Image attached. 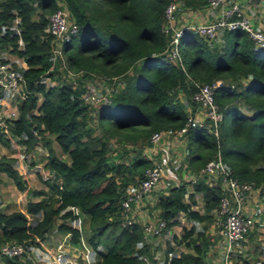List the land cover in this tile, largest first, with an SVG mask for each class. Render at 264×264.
Listing matches in <instances>:
<instances>
[{"label": "trees", "instance_id": "trees-1", "mask_svg": "<svg viewBox=\"0 0 264 264\" xmlns=\"http://www.w3.org/2000/svg\"><path fill=\"white\" fill-rule=\"evenodd\" d=\"M169 1L0 0V48L15 53L27 65L18 117L8 124V130L22 138L20 143L25 148L36 142L31 131L33 124L38 134L45 131L49 137L45 167L60 178V185L47 183L55 197L27 203L25 213L0 209V247L11 242L26 249L40 246L46 234L58 231L63 235L70 233L71 244L80 243L81 232L65 221L83 216L89 232L87 242L93 251H102L97 264H140L139 255L147 253L148 248L136 249L141 237L139 225L120 226L119 203L127 184L139 178L149 164L143 147L149 144L151 133L183 125L185 116L178 92L190 95L195 89L192 81L221 78L235 84L231 90L220 88L216 95L223 116H233L231 126H226L223 117L217 141L203 129H196L190 136V166L196 171L218 150L233 176L251 182L264 193V49H254L251 39L238 28L223 30L208 40L184 33L179 42L184 69L180 68L163 54L167 42L162 31L163 10ZM177 1L183 9L191 10L206 4V0ZM58 6L66 9L68 18L78 26V32L63 45L66 63L72 71L83 72L73 81L66 78L65 83L45 87L38 80L51 64V36L45 26L48 15ZM18 39L22 42L20 47ZM183 53L187 54V61ZM241 77L249 81L240 82ZM95 79L102 90L110 87V102L97 114L101 130L96 135L87 123L88 106L80 96L85 80ZM116 85H122L120 90ZM38 96L41 100L36 113L31 112ZM238 101L249 108L250 115L239 112ZM1 141L10 144L2 136ZM53 141L68 162L52 152ZM114 142L123 146L116 163L109 156ZM130 143L138 146L128 156L126 147ZM15 163V158L0 155V173L10 177L15 188L22 191L25 181L15 170ZM200 180L195 190L205 200L203 215L191 212L182 202L184 184L158 198L157 214L168 221L183 212L195 224L204 221L206 229L213 220L206 212L217 209L221 191L215 184H199ZM29 194L35 197L45 192ZM70 208H76L78 214L74 215ZM194 234L191 228L183 230L182 237ZM204 244L206 239L195 247V254L181 252L171 264H200V247ZM2 258L6 264H24L16 257Z\"/></svg>", "mask_w": 264, "mask_h": 264}, {"label": "built area", "instance_id": "built-area-1", "mask_svg": "<svg viewBox=\"0 0 264 264\" xmlns=\"http://www.w3.org/2000/svg\"><path fill=\"white\" fill-rule=\"evenodd\" d=\"M189 13H196L199 19L195 21L189 20L187 18ZM237 28L247 34L252 41L254 49H264V30L252 24L251 19L244 13L237 0H206L204 7L197 10L183 9L177 0H170L163 10L162 31L167 37L163 54L171 62L184 69L183 58L179 51L180 38L184 33H193L197 37L207 40L216 37L223 30ZM45 31L51 36V64L41 75V81L45 83V80L50 79L51 76L48 73H52L57 69H64L67 76V70L70 73L69 76H74V74L77 76L78 73L82 74V69L70 71L66 63V56H64V43L68 42L78 32L77 24L68 18L66 9L58 6L48 15ZM21 44V40L18 39L17 47ZM6 52L7 49L0 48V136L9 139L10 144H15L20 143L22 138L12 135L8 130V124L18 117V105L14 104V97L17 96L16 99H22L24 96L20 91L24 84L22 68L25 69L26 65L22 66V68L13 66L11 62L4 58ZM61 56H63L62 65L58 62V57ZM56 63H58V66ZM67 79L74 80L70 77H67ZM192 82L195 89L190 93V100L198 107V113L187 115L183 125L178 128L159 129L151 133L149 145L145 149L146 155L149 157L154 156L153 153L156 155L160 149H163L164 153L158 159L151 158L150 163L144 167L141 176L134 183L131 182L122 195L119 203L120 226L122 228L135 225L136 215L133 210L157 188L156 185L161 182L162 178L169 181L171 188H179L183 184L179 180L181 178H178L177 175L180 165L175 159H172V155L169 153L172 148V141L161 142L164 136L174 137V139L176 137L181 138L189 129L200 128L208 135L218 137L219 124L223 120V113L216 101L217 91L220 88L231 90L233 84H228L221 78L213 79L210 82ZM73 86L77 85L73 84ZM82 86L84 91L80 93V96L86 105H105L110 102V87H103L104 89L102 90V85L98 80H85ZM34 110L36 113V109ZM32 128V134L38 140V130L35 125H32ZM14 158L16 159L17 167L15 168L18 174L25 179L28 174V168L24 164L23 155L18 154ZM47 173L48 175L52 174L54 177L53 172L47 171ZM200 179H206L209 187L215 184L220 188L221 196L215 216V224L218 225L216 233L222 239V243L218 246L222 248L220 264H233L231 258L233 251L241 249L245 241L244 236L255 225L260 223V219H262L260 216L264 213V211L257 213L253 211L247 213L245 211L248 208L250 196L257 193L258 188H254L251 182L243 181L233 176L219 154L206 161L186 178L193 184ZM70 210L73 214L77 213L75 208H70ZM157 216L144 222L141 226L139 225L141 237L136 243L137 250L144 249V247L148 248L153 238H159L165 234L168 227L167 224L173 222L174 219L166 221ZM69 222L71 228L78 231L84 230L82 217L69 220ZM69 238L70 233L64 234L62 240H58L52 250L44 247L42 243L40 246H32L28 249L23 247L22 244L5 243L0 247V256L6 258L16 257L22 260L24 264H64L65 262L70 263V259L73 256L77 262L93 264V259L89 262V254L83 251H77L76 256L73 254L68 258L65 253V244ZM176 250V247L166 250L162 258L161 251L140 254V264H171V260L181 253L176 252ZM206 255L201 257L200 264H212V259L207 258Z\"/></svg>", "mask_w": 264, "mask_h": 264}, {"label": "crops", "instance_id": "crops-1", "mask_svg": "<svg viewBox=\"0 0 264 264\" xmlns=\"http://www.w3.org/2000/svg\"><path fill=\"white\" fill-rule=\"evenodd\" d=\"M237 1L240 4V7H242L244 13L246 15H248V17L251 19L252 24L254 26L259 27L260 29L264 30V0H237ZM36 10L39 11V9H36ZM187 16H188L187 18L189 20H192V21L199 19V16H196V13H189ZM34 17H36V15ZM15 20H17V18ZM4 58L6 60H8L9 62H11V64H13L14 66H17L18 68H22V66H25L24 62L15 54L6 52V55ZM178 96L180 97L179 101L182 104V112L184 113L185 118L189 114L194 115V114L198 113V107L190 100V95H187L186 93L181 91V92H178ZM16 97L17 96L14 97V99H15L14 104L16 102V105H18L20 103L21 99H19V98L16 99ZM40 100H41V97L38 96L35 107H32L30 109L31 112H34L35 111L34 109L37 110V105L39 104ZM38 127L41 128L42 125H40ZM168 128H172V127H168ZM175 128H177V127H175ZM165 129H162V130H165ZM196 129H198V128L189 129L187 131V133L181 138L176 137L174 139V137L164 136V139L162 138V140H161V142H168L169 140L172 141V144H171L172 148H171V151L169 150V153L172 155V159H175L178 162V164L180 165L178 170L181 169V172L183 174V178L187 177L188 175H191L193 172H195L192 169V167L190 166L189 160H190V157H192V155H193V153L191 152L193 145H190V141H192L190 136L193 132L196 131ZM42 134L46 138L43 146L41 144L40 139L38 138V140L36 139V142L33 145H31V148H32V146H34V148H38V149L40 147H43V149H46V147L48 148L47 138H49V137H47L45 135L46 134L45 131L42 132ZM202 141L203 140L198 141V142L200 143ZM148 142H149V140H148ZM192 143L197 144L195 141ZM148 145H145L143 147V152L145 153V155H146L145 149ZM10 146L17 148V151H19L20 148H22L21 154L23 155L24 158H25V154H27L29 149H31V148H25L23 146V144H21V143H19V145H16V143L15 144L11 143ZM0 153H8L10 155L15 154L13 152L9 153V150L4 149L1 146H0ZM163 153H164V150L160 149L156 155H155V153H153L154 156L149 157L146 155V158L149 159L148 163H150L151 158H157L158 159L161 157V155ZM45 154L47 156V152ZM61 154L65 155L63 153H61ZM46 156L41 163L42 164L41 169H40L41 171H38L39 173H36V174H33L34 170H33L32 166H28V164H25V162H24V164L27 167H29L28 169H30V171H31L26 175V177H25L26 181L31 182L36 178V180L38 179V181L43 182L46 185V187H47V183H51V182L53 183L52 179L48 176L47 168L44 166V163L46 162V159H47ZM59 158L67 161V156H66V158H61V157H59ZM36 164L39 166L40 162L35 163V165ZM37 170H39V169H37ZM43 170H45V172H42ZM168 171H169V168H168ZM180 176L181 175L179 174V177ZM5 178H6L5 174L0 173V209L6 213L13 212V211H20L22 213H25V208L21 209V210L18 209L19 208L18 203L23 201V199L27 200L26 204L29 201H31L32 197H34V196H31L29 194V192L31 190H29L27 188L26 191H23V190L20 191V190H17L15 188V185L12 184L13 188L15 190V194L10 193V192H9V194H4L3 198H4L5 202H3L2 194L6 193V192H4V191H7L6 190V183H8L10 181L9 179H7V178L5 179ZM137 179L138 178H135V181ZM55 180H56V178H55ZM134 182H132V183H134ZM130 184L131 183L127 184L126 189L129 187ZM9 185L10 184H8V187H9ZM206 187H208V185H206ZM9 188H11V190L13 191L12 187H9ZM163 188L164 187H162V183L161 182L158 183V188L154 189L152 191V193H150L147 197H145L142 200V202L139 204V206L133 210L134 214L136 215L135 216V222H136L135 224L141 226V224H143L144 222H146L149 219V217L152 213H158V210L155 207L156 203L158 201V198L162 195H167L168 191L170 190V189L169 190H163L162 193H161V191H160V193L157 192V191H159L158 189H163ZM8 190L10 191V189H8ZM185 190H186V188H185ZM38 191H42V190H38ZM42 192H45V195H49V196L44 197L43 195H40V196H35V197H41V198H39V200L40 199H48L49 197H55V196H52L51 194H49L48 192H46L45 190H43ZM186 192L187 191H185V195L182 199V202L185 203L187 206H189V209H190V203H194V197L197 194L196 193H190L189 195H187ZM257 193H260L259 188L257 189ZM257 193H254L250 196L248 203L250 202V200H252L253 198L256 197ZM201 197H202L201 208L195 207L194 210L197 211L199 214H201V213L204 214L205 211H204L203 206H204L205 200H204L202 194H201ZM11 198H13L12 201H11ZM14 206L17 208V210L6 211V207L12 208ZM254 207H257V204L254 206H251L249 203L248 208L245 211L247 213H251V211H253ZM191 208H193V206ZM206 215L213 217V220L211 221L210 224L207 225V228L204 229L205 222L201 221L202 222V225H201L200 224L201 222H198L195 224V223H193V221L189 220L191 222L189 224V222L187 221L188 219L182 221V219L184 218L183 214H181V213L176 214L174 219H173V224L170 225L169 227H167L166 233L163 234L161 237L153 238L150 241V243L148 245V252H150V253L155 252L156 253L157 251H161V258H162V256L164 255V253L166 251L165 245H164L166 242H167V244H171L172 248H174L175 244H173V240L180 239L182 234H183V230L188 231L191 228H194V231L196 232V227H199L200 231H204L206 233V236H209L207 244H204V247H203V250L205 251L204 255H206V253H207L206 257L212 259V264H220V256H221L222 248L218 247V246L222 243V239L216 233V231L218 230V225L215 224V221H216L215 214H211L210 212H206ZM154 216H156V215H154ZM146 217H148V219H145ZM80 238L83 239V235ZM261 239H262L261 237H258L257 239L255 237L245 238V241L243 242L241 249L238 250L235 254L233 251V253L231 255L233 264H241L240 261H237V262L235 261L236 257H239V255L237 254L238 252L244 257L249 256V258L253 259V262H251V260H249L248 264H255L254 259H257V260H260L261 258L264 259V243L263 242H260V245L263 247V254H257V253H259L258 251H256V253L252 252L255 248L260 249L259 244H258V242H256V240L261 241ZM48 241H49V239L47 241H45L44 243H42L44 247H48ZM83 242H84V240H83ZM77 244H79V246L85 247V245H82V241L80 243H77ZM176 248H179V247H176ZM180 250L183 251L181 248H180ZM242 260L244 261V259H242ZM262 261L264 262V260H262ZM0 264H1V262H0ZM2 264H5V263L2 262Z\"/></svg>", "mask_w": 264, "mask_h": 264}, {"label": "rangeland", "instance_id": "rangeland-1", "mask_svg": "<svg viewBox=\"0 0 264 264\" xmlns=\"http://www.w3.org/2000/svg\"><path fill=\"white\" fill-rule=\"evenodd\" d=\"M15 22H13V25H15L16 23H17V21L16 20H14ZM183 55H184V59L187 61L188 60V57H187V54L186 53H183ZM64 56H66L65 54H64ZM59 58V60H58V62H59V64L60 65H62V63H61V61H62V59H63V56H61V57H58ZM69 69H70V67H69ZM45 71V70H44ZM44 71H43V73H44ZM70 71H72L71 69H70ZM67 73H68V76H67V74H66V72H65V70L63 69V70H54L52 73H51V76H53V78H51V76H50V79H46L45 80V83L46 84H58V83H60V82H63L64 80H66V78L67 77H70L71 79H74L76 76H75V74H74V76H69L70 75V73L68 72V70H67ZM79 75H81V73H78L77 74V76H79ZM240 80V82H247V81H249V79L248 78H243V77H241V78H239ZM52 80H56V81H52ZM224 82H228V81H230V80H224V79H222ZM117 81H120L119 79H117ZM116 81V82H117ZM231 82V81H230ZM233 82V81H232ZM233 84H235V82H233ZM114 87H115V85H114ZM116 87L120 90V87H122V85H119V86H117L116 85ZM235 88H236V86H235ZM18 101V100H17ZM236 102V101H235ZM11 103V102H10ZM82 103L84 104L85 102L82 100ZM237 103V102H236ZM15 104H16V102H15ZM86 104V103H85ZM88 106V108H87V110H88V114H89V117L87 118V123H88V125L93 129L92 130V134H94V135H96V134H99L100 133V126L99 125H97V114L98 113H102V109L103 108H101L103 105L102 104H98V105H87ZM238 110H239V112L240 113H242V114H244V115H250V111H249V108L247 107V106H243L242 104H241V102H239L238 101ZM250 112V113H249ZM224 123L226 124V126L227 127H230L231 125V122H232V119H233V116H232V114L231 113H227V114H225L224 116ZM39 135V139H40V141H41V144H42V146H43V144H44V142H45V136L43 135V134H38ZM210 136H213V137H215L214 135H210ZM218 136H219V130H218ZM215 140L217 141L218 140V137H215ZM112 141H113V139L112 138H109L108 139V142H110V143H112ZM50 142H51V139H50ZM54 142V141H53ZM136 143H130L126 148L128 149V156H130V154H129V152H132V150L133 149H136L137 148V144H136V147L134 146ZM16 145H19V143H16ZM0 146L2 147V148H4V149H7V150H9V153L10 152H13V153H15V154H13V155H10V154H8V153H4L5 155H8V156H10V157H13L14 158V156L15 155H18V154H21L22 153V148H20V150L19 151H17V148H15V147H11L10 146V144L8 143V141H7V143H3V141H1L0 142ZM123 146L120 144V143H118V142H114L113 144H112V149L109 151V156H111V157H113V158H111V162L112 163H116V160H118V155L120 156L121 155V152H122V150H121V148H122ZM52 149H54V150H52V152L56 155V156H58V157H61V158H66V156L65 155H62L61 154V152L58 150V148L55 146V142L53 143V146H52ZM47 152V147H46V149H43V147H40L39 149L38 148H34V146H32V148L31 149H29V151L27 152V154H25V158H24V162H25V164H28V166H32V168H33V170H34V172H33V174H36V173H39L38 171H41L40 169H41V166H42V161H43V159L45 158V156H46V153ZM1 154V153H0ZM217 154H219L220 155V153H219V151L217 150L216 151V154L212 157V158H214ZM2 155V154H1ZM221 157V156H220ZM212 158H210V159H212ZM209 159V160H210ZM40 162V164H39V166L36 164L35 165V163H39ZM66 162H68V159H67V161ZM124 163L126 164V162L124 161ZM34 164V165H33ZM13 166H15V167H17V164L15 163ZM44 166H45V163H44ZM27 167V166H26ZM27 168H29V167H27ZM37 169H39V170H37ZM17 171V170H16ZM28 171V173L29 172H31L30 171V169H28L27 170ZM42 172H45V170H43ZM179 174L181 175L180 176V178L181 179H179L181 182H183V184H184V192H185V188H186V193H187V195H189L190 193H196L197 195L194 197V203H190V211L191 212H197V211H195L194 210V208L196 207V208H201V205H202V197H201V194L202 193H200L199 191H197V190H195V187H197V183H194L193 184V182H191L190 180H186V178L187 177H184L183 178V174H182V172H181V169L180 170H178L177 171V175H178V178H179ZM42 175V174H41ZM51 179H53V175L52 174H49L48 175ZM5 177L7 178V179H9L10 181L8 182V183H6V190L7 191H4V192H6V193H3L2 194V199H3V202H5L4 201V194H9V192L10 193H14L15 194V190H14V188H13V185H14V183L11 181V178L10 177H8V176H6L5 175ZM5 178V179H6ZM23 179V178H22ZM33 179V178H32ZM24 181H25V189L23 190V191H26L27 190V188L29 189V190H31V191H38V190H45L46 192H48L49 194H52L51 192H50V190L46 187V185L43 183V182H41V181H38V179L36 180V178L33 180V181H31V182H29V181H26V179H23ZM7 181V180H6ZM160 182V181H159ZM161 183H162V187H164L163 189H158L159 191H157L158 193H160V191H161V193H162V191L163 190H169V189H171V187H170V183H169V181L168 180H166L165 178H162L161 179ZM187 183V184H186ZM8 184H10L9 185V187H12L13 188V191L11 190V188H9L8 187ZM13 184V185H12ZM199 184H201V185H208V182H207V180L206 179H201L200 180V182H199ZM182 185V184H181ZM156 187L158 188V185H156ZM208 187H209V185H208ZM10 189V191L8 190V189ZM44 197H48L49 195H43ZM39 198H41V197H32V199H31V201H29V202H36V201H38L39 200ZM51 198H53V197H49L48 199H46V200H49V199H51ZM12 199L13 198H11V201H12ZM9 202V201H8ZM26 202H27V200H25V199H23V201H21V202H19L18 203V206H19V210H21V209H24V208H26ZM28 202V203H29ZM47 202H49V201H47ZM258 202V203H257ZM250 205L251 206H254V205H256L257 204V207H254V209H253V212L254 213H257V212H262V211H264V193H257L256 194V197L255 198H253L252 200H250ZM249 203H248V205H249ZM11 204V203H10ZM10 206V205H9ZM193 206V208H191ZM10 210H17V208L14 206V207H12V208H8V207H6V211H10ZM198 213V212H197ZM210 213L211 214H215V216H216V210H214V209H212L211 211H210ZM78 214V212L75 214V215H77ZM181 214H183V216H184V218L182 219V221L183 220H186L187 219V216L185 215V213H183V212H181ZM199 214V213H198ZM154 215H158L157 213H152L151 215H150V217H149V219H148V217H146L145 219H148L147 221H149V220H152V219H154L156 216H154ZM199 215H203V213H201V214H199ZM78 217H82V219H83V223H84V230H82V231H80L81 232V234L83 235V239L82 238H80V242L82 241V245H85V247H83L82 246V248H80L79 247V244H71L70 243V241H69V239L66 241V247H65V253H66V255L68 256V258L70 257V256H72L73 254L76 256V252L77 251H83V252H87L88 254H89V262H91V260H92V252H93V249H92V246H91V244H89L87 241H88V236H89V232H88V228H87V223L86 222H84V218H83V216H78ZM158 218H160V216H157ZM260 218H262V219H260V223L259 224H257V225H255V227L251 230V231H249L245 236H244V238H252V237H255L256 239L258 238V237H261L262 239H261V241H257L256 240V242H258V244H259V247H260V249L259 248H255L252 252H255L256 253V251H258L259 253H257V254H263V247L260 245V242H263L264 243V213H263V215L262 216H260ZM60 220V219H59ZM59 220H57V222H60ZM146 221V222H147ZM188 222H189V224L191 223L189 220H187ZM202 222H204V221H202ZM202 222L200 223L201 225H202ZM65 223H67V225L69 226L70 225V222L68 221V220H66L65 221ZM56 227V226H55ZM53 228V229H55L56 230V228ZM55 232H57V231H55ZM59 233H57V235L56 234H54V233H51V237L49 238V241H48V249H51V247H52V245H53V243L56 241V239H58L59 241H61L62 240V238L64 237V235L62 234V232H60V231H58ZM200 232H202V233H200ZM180 233V232H179ZM202 234V235H198V234ZM206 239V244H207V242H208V239H209V236H206V233L204 232V231H200V228L199 227H196V232H195V234H194V236H190V237H182L181 236V238L180 239H177V240H173V244H175V247H179V248H177V250H176V252H182V253H189V254H195L196 253V249H195V247L196 246H200V244L202 243V241L203 240H205ZM83 240H84V242H83ZM165 245V249L166 250H170L171 248H172V245L171 244H167V242L164 244ZM202 247H204V245L202 246ZM202 247H200V253H201V255H204L205 254V251L203 250V248ZM99 248V247H98ZM101 248V247H100ZM180 248L184 251H181L180 250ZM90 249V250H89ZM238 250H235L234 251V254L237 252ZM262 251V252H261ZM238 255H239V257H236V262L237 261H240V263L242 264L243 262V264H248V261L249 260H251V262H253V259H251V258H249V256H247V257H244V256H242L239 252L237 253ZM244 259V261L242 260V259ZM241 259V260H240ZM255 261V264H262L263 263V261L262 260H264V259H260V260H257V259H254ZM5 261L6 260H4V258H2L1 256H0V262H1V264H2V262L3 263H5ZM22 261V260H21ZM6 264V263H5ZM64 264H83L82 262H77V260L72 256L71 257V259H70V263H67V262H65Z\"/></svg>", "mask_w": 264, "mask_h": 264}, {"label": "clouds", "instance_id": "clouds-1", "mask_svg": "<svg viewBox=\"0 0 264 264\" xmlns=\"http://www.w3.org/2000/svg\"><path fill=\"white\" fill-rule=\"evenodd\" d=\"M218 35H219V34H218ZM218 35H217V36H218ZM217 36H216V37H217ZM214 38H215V37H214ZM211 39H213V38H211ZM207 40H208V39H207ZM17 44H18V42H17ZM21 45H22V44H21ZM21 45H20V46H21ZM20 46H19V47H20ZM7 52H8V53H12V52H10L8 49H7ZM12 54H15V53H12ZM15 55H16V54H15ZM18 57H19V56H18ZM19 58H20V57H19ZM20 59H21V58H20ZM21 60H22V59H21ZM24 64H25V63H24ZM25 65H26V64H25ZM13 66H14V65H13ZM15 67H17V66H15ZM26 67H27V65H26ZM26 67H25V69H26ZM25 69L22 68L23 72H24ZM42 74H43V73H42ZM42 74H41V75H42ZM41 75H40L39 78H38V80H39L40 82H42L41 79H40V78H41ZM51 78H53V76H51ZM42 83H43V82H42ZM60 83H65V82L63 81V82H60ZM43 84H44L45 87H46V86H54V84H46V83H43ZM55 85H56V84H55ZM85 105H86V104H85ZM86 106H87V105H86ZM34 107H35V106H34ZM1 154H4V153H1ZM1 154H0V155H1ZM15 160H16V159H15ZM14 168H15V166H14ZM15 170H16V168H15ZM47 171H49V172H53L52 170H49L48 168H47ZM53 173H54V172H53ZM55 178H56V180H55ZM52 181H53V183H55L56 185H60V178H59L58 176H54L53 179H52ZM58 182H59V184H58ZM75 209H76V208H75ZM77 212H78V210H77ZM74 215H75V214H74ZM58 220H59V219H58ZM59 221H60V220H59ZM65 224H66V223H65ZM70 227H71V226H70ZM57 233H59V232H57ZM57 233H56V235H57ZM81 236H82V234H81ZM50 237H51V233L46 234V235H45V239H46V240H44L42 243H44L45 241H47ZM69 239H70V238H69ZM57 241H58V239H56V242H57ZM56 242H55V243H56ZM55 243H53V245H52L53 247H51V250L54 249V244H55ZM80 247H82V246H80ZM99 252H102V251L99 250ZM99 252H95V251L92 252L93 264H97V262H99V261L101 260V259H100V256L98 255Z\"/></svg>", "mask_w": 264, "mask_h": 264}]
</instances>
